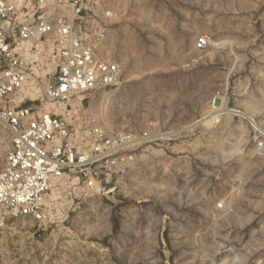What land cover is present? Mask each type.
Listing matches in <instances>:
<instances>
[{"label":"rangeland","instance_id":"1","mask_svg":"<svg viewBox=\"0 0 264 264\" xmlns=\"http://www.w3.org/2000/svg\"><path fill=\"white\" fill-rule=\"evenodd\" d=\"M101 6L124 83L76 117L160 140L100 194L59 186L44 222L0 207V264H264V0Z\"/></svg>","mask_w":264,"mask_h":264},{"label":"built area","instance_id":"2","mask_svg":"<svg viewBox=\"0 0 264 264\" xmlns=\"http://www.w3.org/2000/svg\"><path fill=\"white\" fill-rule=\"evenodd\" d=\"M111 16L101 0H0V207L15 215L46 221L63 184L85 196L104 192L125 154L160 140L76 117L86 100L102 102L123 86L120 64L105 54ZM42 88L50 107L25 95ZM220 102L208 116L215 124Z\"/></svg>","mask_w":264,"mask_h":264},{"label":"bare ground","instance_id":"3","mask_svg":"<svg viewBox=\"0 0 264 264\" xmlns=\"http://www.w3.org/2000/svg\"><path fill=\"white\" fill-rule=\"evenodd\" d=\"M28 93H29V91L25 90V95L26 96H29Z\"/></svg>","mask_w":264,"mask_h":264}]
</instances>
